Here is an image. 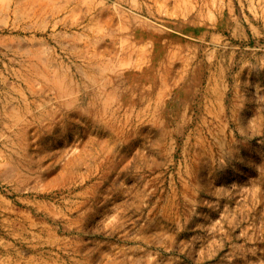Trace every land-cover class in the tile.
Masks as SVG:
<instances>
[{
    "label": "rangeland",
    "instance_id": "obj_1",
    "mask_svg": "<svg viewBox=\"0 0 264 264\" xmlns=\"http://www.w3.org/2000/svg\"><path fill=\"white\" fill-rule=\"evenodd\" d=\"M0 264H264V0H0Z\"/></svg>",
    "mask_w": 264,
    "mask_h": 264
},
{
    "label": "bare ground",
    "instance_id": "obj_2",
    "mask_svg": "<svg viewBox=\"0 0 264 264\" xmlns=\"http://www.w3.org/2000/svg\"><path fill=\"white\" fill-rule=\"evenodd\" d=\"M10 5H11V3H9V8L11 7Z\"/></svg>",
    "mask_w": 264,
    "mask_h": 264
}]
</instances>
